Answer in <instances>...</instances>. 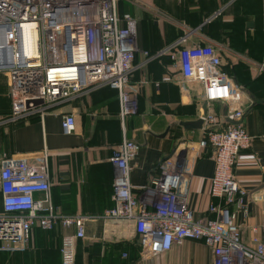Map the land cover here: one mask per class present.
Listing matches in <instances>:
<instances>
[{"label": "built area", "instance_id": "1", "mask_svg": "<svg viewBox=\"0 0 264 264\" xmlns=\"http://www.w3.org/2000/svg\"><path fill=\"white\" fill-rule=\"evenodd\" d=\"M118 1L0 0V74L8 81L11 101L6 121L43 114L101 88L118 94L122 120L134 116L137 102L130 83L132 74L150 61L168 57L177 76L169 75L164 82H174L183 93L201 87L202 101L219 102L226 109V115L220 117L206 106V113L199 117L202 136L196 146L201 154L210 151L214 164L210 195L221 203L210 206L213 219L195 217L189 206L190 174L176 155L160 163L159 176L143 188L148 195L139 200L130 183L139 146L124 139L113 148L109 161L116 171L114 207L103 219L132 227L139 238L142 261L195 240L211 252L213 264H264V200L262 235H258L257 226L236 223L239 215L246 221L249 205L256 204L252 193L243 190L234 176L238 156L254 139L244 127L243 91L221 71L222 50L188 45L187 33L154 55L142 52L137 44L136 20L119 15ZM26 34L31 35L29 43ZM138 53L145 58L140 67L134 65ZM257 68L263 70L262 66ZM36 101H42L43 106L33 107ZM74 129V115L64 114L62 133L72 135ZM260 140L264 143V119ZM50 191L46 155L33 160L0 156L1 252L26 251L31 247L33 227L50 230L59 224L72 230L61 239V264H76V246L84 239L87 218L58 215ZM247 227L253 234L250 239L244 237Z\"/></svg>", "mask_w": 264, "mask_h": 264}, {"label": "crops", "instance_id": "2", "mask_svg": "<svg viewBox=\"0 0 264 264\" xmlns=\"http://www.w3.org/2000/svg\"><path fill=\"white\" fill-rule=\"evenodd\" d=\"M128 3L127 7L120 5V12L136 20L137 44L142 52L160 51L188 33V45H211L226 49L241 59L231 63L232 69H226L243 87L244 127L254 140L251 147L238 156L234 176L243 190L252 193L256 204L249 205L250 217L246 221L239 215L236 223L257 226L258 235H262L264 143L260 135L264 118V0H128ZM147 13L161 22L155 20V30L151 32L147 30L148 23L142 22V16ZM144 62V56L138 53L134 65L140 67ZM258 66L263 70L259 72ZM172 71L175 70L168 58L150 61L135 70L130 83L134 86L137 113L123 120L118 94L101 88L45 110L43 114L8 122L11 110L8 81L0 75V156L29 160L47 156L54 211L62 217L87 218L84 239L76 250V264L214 262L211 252L201 241L195 240L173 246L153 259L137 260L132 247L125 244L136 237L132 227L103 219L113 208L116 171L109 161L113 148L124 139L139 146L130 173V183L139 200H145L148 195L143 188L154 179L164 158L176 155L190 174L189 206L195 217H215L209 208L221 202L210 195L214 164L208 156L210 151L201 154L196 149L202 128L181 126L197 121L203 112L202 89L194 87L183 93L176 84L164 82L163 78L169 75L177 76ZM206 106L215 115H226L225 107L219 102ZM64 114L74 115L72 135L62 133ZM248 227L243 231L246 239L253 235ZM69 233L72 230L61 226L51 233L35 230L28 252L8 254L0 251V264H61L60 234L63 237Z\"/></svg>", "mask_w": 264, "mask_h": 264}, {"label": "trees", "instance_id": "3", "mask_svg": "<svg viewBox=\"0 0 264 264\" xmlns=\"http://www.w3.org/2000/svg\"><path fill=\"white\" fill-rule=\"evenodd\" d=\"M120 5L121 4H119V2H118V13H119V15L120 16H122L123 14H122V12H120ZM144 22H145V20H143ZM178 39V38H177ZM176 39V40H177ZM175 41V40H174ZM173 41V42H174ZM170 45V44H169ZM158 52V51H157ZM157 52H155V53H157ZM155 53H148L149 55H154ZM164 58L166 59V58H168V57H163V58H159V59H156V60H154V61H161L162 59L164 60ZM169 59V58H168ZM239 64V63H238ZM234 65L233 64H231L228 60H225V61H223V63H222V66H221V71H223L225 74H227L232 80H233V82L238 86V87H240L241 89H243V87H241V85L240 84H238L236 81H235V79L233 78V76H232V74L230 73V71H228V69H226V68H229L230 69V67H231V69H232V67H233ZM1 75V74H0ZM170 83V82H169ZM171 83H174V82H171ZM175 84V83H174ZM109 89V88H108ZM11 104V103H10ZM9 115H10V113H9ZM8 115V116H9ZM7 116V117H8ZM264 119V118H263ZM209 156V155H208ZM168 158V157H167ZM164 159H166V158H164ZM159 173H160V171H159V167H158V169L156 170V175H155V177H158L159 176ZM113 207H114V202H113ZM202 218H204V216H202ZM206 218H208V219H213L212 217H206ZM60 228V226H59V224H57V225H55L52 229H50V230H44V229H42L40 226H35V227H33V229H32V237H33V234H34V231L35 230H39V231H42V232H49V233H51V232H55V231H57V229H59ZM61 239H62V236H61V234H60V238H59V249H60V244H61ZM82 240H79L78 241V243H77V246H79V244H80V242H81ZM125 244H127V245H129L130 247H132V249H133V251H134V254L136 255V259L137 260H139L140 258L138 257L139 256V251H140V244H139V238L136 236V237H134L132 240H130V241H128V243H126L125 242ZM76 246V250H77V247ZM29 251V249L28 250H26V251H23V252H14V253H12V254H18V253H26V252H28ZM4 253V252H3ZM9 254V253H8ZM126 255H124V257H125ZM77 258V257H76Z\"/></svg>", "mask_w": 264, "mask_h": 264}, {"label": "rangeland", "instance_id": "4", "mask_svg": "<svg viewBox=\"0 0 264 264\" xmlns=\"http://www.w3.org/2000/svg\"><path fill=\"white\" fill-rule=\"evenodd\" d=\"M118 2H119V4L123 5L124 7H127L126 5L129 4L128 0H119ZM143 20H145V22ZM155 20L156 19H154V17L151 14H148V13L144 14L142 16V22L143 23H148L147 30L149 32H151L152 30L153 31L155 30V27L153 26V23H154ZM156 23H161V22L156 20ZM225 50H222L224 52L223 53V61L228 60L230 63H232L233 61L235 62V61L241 60L239 57H234V55H235L234 53H233L234 55H232L231 54L232 52L225 51Z\"/></svg>", "mask_w": 264, "mask_h": 264}, {"label": "water", "instance_id": "5", "mask_svg": "<svg viewBox=\"0 0 264 264\" xmlns=\"http://www.w3.org/2000/svg\"><path fill=\"white\" fill-rule=\"evenodd\" d=\"M43 102L42 101H36L32 103L33 107H40L43 106ZM30 107L27 105V110H29ZM203 112L206 113V103H203ZM181 126L184 129H201L202 128V121L200 119H198L195 122H191V123H182Z\"/></svg>", "mask_w": 264, "mask_h": 264}, {"label": "bare ground", "instance_id": "6", "mask_svg": "<svg viewBox=\"0 0 264 264\" xmlns=\"http://www.w3.org/2000/svg\"><path fill=\"white\" fill-rule=\"evenodd\" d=\"M26 35H27V37H26V42L29 43V42H30V36H31V35H30V34H26Z\"/></svg>", "mask_w": 264, "mask_h": 264}]
</instances>
